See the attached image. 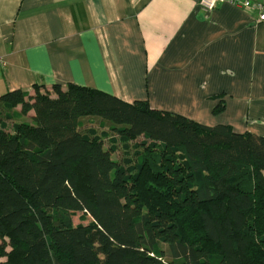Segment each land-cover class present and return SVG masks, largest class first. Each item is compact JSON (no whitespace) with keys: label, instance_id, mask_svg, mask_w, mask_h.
Wrapping results in <instances>:
<instances>
[{"label":"trees","instance_id":"obj_1","mask_svg":"<svg viewBox=\"0 0 264 264\" xmlns=\"http://www.w3.org/2000/svg\"><path fill=\"white\" fill-rule=\"evenodd\" d=\"M0 264H264V135L73 84L7 92Z\"/></svg>","mask_w":264,"mask_h":264},{"label":"crops","instance_id":"obj_2","mask_svg":"<svg viewBox=\"0 0 264 264\" xmlns=\"http://www.w3.org/2000/svg\"><path fill=\"white\" fill-rule=\"evenodd\" d=\"M198 2L0 0V96L73 84L263 136L264 23Z\"/></svg>","mask_w":264,"mask_h":264},{"label":"built area","instance_id":"obj_3","mask_svg":"<svg viewBox=\"0 0 264 264\" xmlns=\"http://www.w3.org/2000/svg\"><path fill=\"white\" fill-rule=\"evenodd\" d=\"M229 4L247 12L258 24L264 23V0H199L198 5L203 10L211 12L219 5ZM2 61L0 60V64Z\"/></svg>","mask_w":264,"mask_h":264},{"label":"rangeland","instance_id":"obj_4","mask_svg":"<svg viewBox=\"0 0 264 264\" xmlns=\"http://www.w3.org/2000/svg\"><path fill=\"white\" fill-rule=\"evenodd\" d=\"M26 120V118H20V120L18 119H13V120H10V121H7V124H8V126L9 125H11L13 122H19V121H25ZM107 144L105 145V148H107ZM123 157V155H122V149L120 148V146H118V149H117V151L115 152V153H113L112 155H111V158L114 160V161H120L121 160V158ZM70 212H71V214H72V221H73V224L74 225H76V224H78V223H80V222H83L82 220H81V218H82V216H83V211L82 210H78V209H76V210H74V209H70ZM166 261L167 262H169L170 263V261L168 260V259H166Z\"/></svg>","mask_w":264,"mask_h":264}]
</instances>
